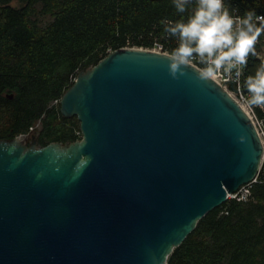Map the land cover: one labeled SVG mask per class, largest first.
I'll list each match as a JSON object with an SVG mask.
<instances>
[{"label": "water", "instance_id": "water-1", "mask_svg": "<svg viewBox=\"0 0 264 264\" xmlns=\"http://www.w3.org/2000/svg\"><path fill=\"white\" fill-rule=\"evenodd\" d=\"M167 69V54L115 50L60 98L79 140H0V264H168L255 182L264 148L248 114L193 65Z\"/></svg>", "mask_w": 264, "mask_h": 264}, {"label": "trees", "instance_id": "trees-1", "mask_svg": "<svg viewBox=\"0 0 264 264\" xmlns=\"http://www.w3.org/2000/svg\"><path fill=\"white\" fill-rule=\"evenodd\" d=\"M229 2L241 14H264V0ZM180 15L171 0H0V140L25 135L38 147L79 140L77 118L62 117L59 104L77 75L121 48L158 41L170 52L176 42L159 21ZM255 48L245 78L264 62V33ZM255 115L264 118V106ZM249 190L246 201L228 199L199 220L167 263L264 264V161Z\"/></svg>", "mask_w": 264, "mask_h": 264}, {"label": "clouds", "instance_id": "clouds-1", "mask_svg": "<svg viewBox=\"0 0 264 264\" xmlns=\"http://www.w3.org/2000/svg\"><path fill=\"white\" fill-rule=\"evenodd\" d=\"M171 3L181 15L159 21L164 33L176 42L167 53L168 74L177 79L185 67L197 63L199 79H238L249 55H256L255 45L264 33V14L255 8L241 14L229 0H171ZM242 88L246 92L242 100L247 106H264V62L246 76Z\"/></svg>", "mask_w": 264, "mask_h": 264}, {"label": "built area", "instance_id": "built-area-1", "mask_svg": "<svg viewBox=\"0 0 264 264\" xmlns=\"http://www.w3.org/2000/svg\"><path fill=\"white\" fill-rule=\"evenodd\" d=\"M159 44L161 45L160 47H157V43H155L152 48L147 49V50L167 54L169 50L165 48L161 43ZM191 65H193L194 67L200 70V66L197 63H193ZM244 79L245 77H244V70H243L242 75L238 79L235 77H233L232 79H228L227 77H217L213 79V81H215L218 85L222 86L230 94V96L233 99H235V101L240 105V107L248 114V116L250 117V119L252 120L255 126V129L258 133V136L264 148V118L259 119L255 115V108L257 106L249 107L243 102L242 96L246 94L245 90L242 88V83ZM230 85H233L234 89H231ZM55 103H58V101H55ZM30 130H32V128ZM17 138L22 141L26 140L25 135H21ZM263 161H264V156H263L262 163ZM249 194H250L249 185H246V186L241 187L235 194L229 195L228 199H235L237 201H246Z\"/></svg>", "mask_w": 264, "mask_h": 264}, {"label": "rangeland", "instance_id": "rangeland-1", "mask_svg": "<svg viewBox=\"0 0 264 264\" xmlns=\"http://www.w3.org/2000/svg\"><path fill=\"white\" fill-rule=\"evenodd\" d=\"M37 20H38V22L40 23V24H45V23H47L48 21H49V18L48 17H44V16H42V15H38L37 16ZM29 144L31 143L30 141L28 142ZM27 143V144H28Z\"/></svg>", "mask_w": 264, "mask_h": 264}, {"label": "flooded vegetation", "instance_id": "flooded-vegetation-1", "mask_svg": "<svg viewBox=\"0 0 264 264\" xmlns=\"http://www.w3.org/2000/svg\"><path fill=\"white\" fill-rule=\"evenodd\" d=\"M24 142L27 144L29 141L25 140ZM28 144H29V143H28Z\"/></svg>", "mask_w": 264, "mask_h": 264}]
</instances>
